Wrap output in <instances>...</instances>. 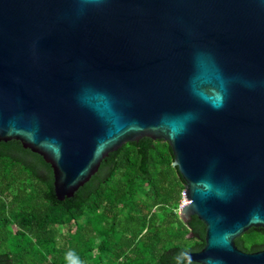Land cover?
Returning <instances> with one entry per match:
<instances>
[{
	"label": "water",
	"instance_id": "obj_1",
	"mask_svg": "<svg viewBox=\"0 0 264 264\" xmlns=\"http://www.w3.org/2000/svg\"><path fill=\"white\" fill-rule=\"evenodd\" d=\"M162 140L204 226L196 264H264V0H0V142L58 201L129 142Z\"/></svg>",
	"mask_w": 264,
	"mask_h": 264
},
{
	"label": "trees",
	"instance_id": "obj_2",
	"mask_svg": "<svg viewBox=\"0 0 264 264\" xmlns=\"http://www.w3.org/2000/svg\"><path fill=\"white\" fill-rule=\"evenodd\" d=\"M173 160L162 140L126 143L58 201L51 167L15 140L0 142V264H196L185 259L202 250L205 229L179 218L184 182ZM238 241L248 252L264 235Z\"/></svg>",
	"mask_w": 264,
	"mask_h": 264
},
{
	"label": "built area",
	"instance_id": "obj_3",
	"mask_svg": "<svg viewBox=\"0 0 264 264\" xmlns=\"http://www.w3.org/2000/svg\"><path fill=\"white\" fill-rule=\"evenodd\" d=\"M187 205V200L185 198V194H184V191L181 193V199H180V202H179V206H178V209H177V212L179 213V211Z\"/></svg>",
	"mask_w": 264,
	"mask_h": 264
},
{
	"label": "rangeland",
	"instance_id": "obj_4",
	"mask_svg": "<svg viewBox=\"0 0 264 264\" xmlns=\"http://www.w3.org/2000/svg\"><path fill=\"white\" fill-rule=\"evenodd\" d=\"M156 214L158 215V217H160V218L162 217V212H161V211H156ZM65 231H66V230H65ZM65 231H64V232H65Z\"/></svg>",
	"mask_w": 264,
	"mask_h": 264
}]
</instances>
